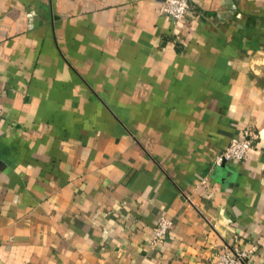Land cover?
<instances>
[{"label": "crops", "instance_id": "0c3cea01", "mask_svg": "<svg viewBox=\"0 0 264 264\" xmlns=\"http://www.w3.org/2000/svg\"><path fill=\"white\" fill-rule=\"evenodd\" d=\"M164 1L0 0V264H264V0Z\"/></svg>", "mask_w": 264, "mask_h": 264}, {"label": "built area", "instance_id": "2783aa9c", "mask_svg": "<svg viewBox=\"0 0 264 264\" xmlns=\"http://www.w3.org/2000/svg\"><path fill=\"white\" fill-rule=\"evenodd\" d=\"M191 10L190 0H165L162 11L174 21H182ZM258 135L253 130H246L243 138L233 139L229 146L217 157V164L221 165L228 161H244L254 148ZM171 222L162 221L155 230L153 245L164 244ZM255 248H246L239 245H228L217 251L211 259V264H249Z\"/></svg>", "mask_w": 264, "mask_h": 264}]
</instances>
